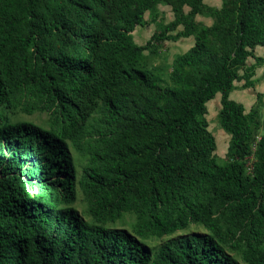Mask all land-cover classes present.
I'll return each mask as SVG.
<instances>
[{
  "label": "trees",
  "instance_id": "16d2710c",
  "mask_svg": "<svg viewBox=\"0 0 264 264\" xmlns=\"http://www.w3.org/2000/svg\"><path fill=\"white\" fill-rule=\"evenodd\" d=\"M150 22L156 30L136 43L132 32ZM189 36L167 79L149 67L153 43ZM263 45L264 0H0V107L27 93L58 119L0 118V264H264V121L230 98L235 82L254 86ZM217 93L230 135L222 161L207 120ZM99 103L103 125L86 144ZM69 142L89 154L79 180ZM77 184L96 223L71 206ZM127 211L142 238L191 223L209 232L152 254L104 225Z\"/></svg>",
  "mask_w": 264,
  "mask_h": 264
},
{
  "label": "rangeland",
  "instance_id": "374dc122",
  "mask_svg": "<svg viewBox=\"0 0 264 264\" xmlns=\"http://www.w3.org/2000/svg\"><path fill=\"white\" fill-rule=\"evenodd\" d=\"M207 4L212 7H217L221 5V0H206ZM163 10L162 15L165 16L170 11L169 7L162 6ZM204 20H208V16H202ZM213 19V17H211ZM163 18H160V20ZM166 19V18H165ZM147 20L149 18L147 17ZM157 25L154 23L147 24L143 27L137 26L133 33V38L136 43L144 44L148 38L152 35V33L156 30ZM154 52L149 53L148 55V65L154 71L158 69H162V77L167 79V74L171 70V65L174 58L177 54L184 52L189 47V40L180 38L177 41H160L153 43ZM256 55L264 58V46L258 48L256 51ZM147 54L148 52L145 51ZM253 58L248 59V63H254ZM254 76L255 79L254 86L248 88H241V84L243 81L235 82L237 88L233 90L230 94V98L233 100L240 102L244 105L245 110L248 111L252 107H256L258 110V120L262 123L264 121V63L256 66L254 68ZM260 92L263 95L261 96L260 101L257 100L256 94ZM34 96L28 95L27 93H17L13 98V104L9 107H0V118H4L11 122H19V121H31L34 122L44 128H51L57 124L58 119L55 114L46 111L40 108V103L37 101ZM220 106V94L217 93L215 98L209 100L207 102V120H208V129L214 135L216 141V151L214 152L218 161H222L225 159V153L227 150L228 142L230 135L224 129L221 128L218 119H217V110ZM27 108H31V113L27 112ZM103 125V111L102 106L99 103L98 107L91 114L89 119L86 122L85 126V136L84 142L94 143L95 139L98 137V128H101ZM258 133H262V128L258 130ZM69 148L74 158V163L77 171V180L80 179L83 168L89 160L88 153H82L78 149H76L70 142ZM74 207L79 215H81L87 222L96 223L93 220L92 215L88 211L87 200L85 195L82 193L79 184H77L76 188V199L71 204ZM135 223V213L133 211L123 212L116 220L109 221L104 223L105 226L127 232L128 234L134 235L137 239L142 243L143 247L150 251L152 254H155L160 246L168 240H173L177 238L186 237L192 234L205 235L209 231L200 224L191 223L187 227L177 230L171 234L164 235L161 237L157 236H147L145 238L139 237L136 235L134 229ZM226 250L233 255L238 261L243 263L241 254L231 249L229 246L225 247Z\"/></svg>",
  "mask_w": 264,
  "mask_h": 264
},
{
  "label": "crops",
  "instance_id": "0c3cea01",
  "mask_svg": "<svg viewBox=\"0 0 264 264\" xmlns=\"http://www.w3.org/2000/svg\"><path fill=\"white\" fill-rule=\"evenodd\" d=\"M205 1V3H207L206 2V0H204ZM162 6H167V7H169V9H170V11L168 12V14L165 16V14H163L162 15V12H163V10H161L162 8ZM217 7H219V6H217ZM158 9H159V11L161 12V15H160V17H163V21H164V23H168V22H170V21H172L173 19H174V15H173V13H172V11H171V8H170V6L169 5H163V4H159L158 5ZM188 10V8L187 7H185V11H187ZM147 17L149 18V20L148 21H150V18H151V15H150V13L149 12H147L146 14H145V19L147 20ZM166 18V19H165ZM205 19H208V20H204V18L202 17V16H200V15H196V20L197 21H200V22H203L205 25H211L212 23H213V19L211 18V17H208V18H205ZM150 23H153V22H150ZM150 23H148V24H150ZM154 24V23H153ZM139 27H142V26H139ZM182 27L181 26H179V29H181ZM184 39H188L189 40V47H191L192 45H193V43H194V37L193 36H189V37H187V38H184ZM264 46V45H263ZM263 46H257L256 48H255V51L258 49V48H260V47H263ZM188 47V48H189ZM187 48V49H188ZM186 49V50H187ZM185 50V51H186ZM184 51V52H185ZM256 53V52H255Z\"/></svg>",
  "mask_w": 264,
  "mask_h": 264
},
{
  "label": "built area",
  "instance_id": "2783aa9c",
  "mask_svg": "<svg viewBox=\"0 0 264 264\" xmlns=\"http://www.w3.org/2000/svg\"><path fill=\"white\" fill-rule=\"evenodd\" d=\"M250 168H251V167L249 166V168H248V169L250 170Z\"/></svg>",
  "mask_w": 264,
  "mask_h": 264
}]
</instances>
